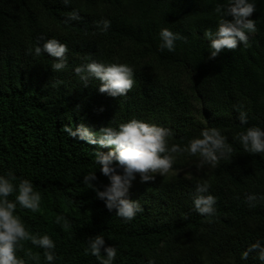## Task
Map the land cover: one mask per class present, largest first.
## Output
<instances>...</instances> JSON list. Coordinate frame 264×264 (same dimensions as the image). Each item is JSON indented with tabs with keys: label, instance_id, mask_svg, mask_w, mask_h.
<instances>
[{
	"label": "trees",
	"instance_id": "1",
	"mask_svg": "<svg viewBox=\"0 0 264 264\" xmlns=\"http://www.w3.org/2000/svg\"><path fill=\"white\" fill-rule=\"evenodd\" d=\"M253 2L257 30L248 46L210 59L204 31L216 30L214 9L225 0H0V175L29 180L41 194L36 211L17 205L15 214L30 233L54 241V264H99L85 254L88 238L99 234L117 249L113 264H260L255 252L247 260L241 254L264 243V155L234 140L247 127L264 128V0ZM74 10L80 19L65 23ZM102 19L111 22L104 33L96 27ZM165 27L186 37L174 52L158 50ZM53 38L68 48L59 72L52 71L58 58L29 54ZM90 61L129 65L134 87L113 98L98 91L99 81L84 86L73 69ZM237 109L247 112V124ZM133 118L171 129L170 145L218 128L233 154L216 168L198 171L196 157L178 156L166 176L141 183L137 175L129 198L143 211L125 223L82 183L93 171L100 190L109 183L93 152L110 148L62 129L96 132ZM187 169L188 176L175 174ZM205 180L216 199L210 220L192 203L195 184ZM22 244L16 255L25 264H48L43 249Z\"/></svg>",
	"mask_w": 264,
	"mask_h": 264
},
{
	"label": "clouds",
	"instance_id": "2",
	"mask_svg": "<svg viewBox=\"0 0 264 264\" xmlns=\"http://www.w3.org/2000/svg\"><path fill=\"white\" fill-rule=\"evenodd\" d=\"M67 5L69 0H62ZM256 11L253 0H225L223 4H217L214 12L218 17V27L215 31H204V39L209 41L208 52L210 59L216 58L223 50H235L238 45L247 47L251 34L256 32V24L252 17ZM231 19H228V18ZM79 14L74 10L69 14L68 21L79 20ZM111 22L102 19L96 22L100 32H107ZM158 50L174 52L178 40H186V37L174 33L169 28H161L159 31ZM48 54L58 58L52 63V71L59 72L66 67V54L68 48L56 39L46 40L42 46L37 45L29 50V54L40 56ZM75 75L84 86L90 80L99 81L98 91L113 98L126 97L134 87V70L127 64L119 62L102 63L90 61L78 65L73 69ZM102 110V109H101ZM241 125L248 123V114L242 109L236 110ZM101 127L93 132L86 127L73 129L64 126L63 132L71 138H78L88 144L99 145L102 148H110L107 153L94 151V162L99 167V172L107 178L109 183L103 186V190L94 183L97 180L96 172H88L83 176L82 183L95 192L96 198L104 201L109 212L115 210V216L125 223L131 222L143 211L138 201L129 198V189L133 181L139 175L140 182L154 181L156 176H166L173 168L178 156L196 157L195 167L199 171L205 166L216 168L221 160H228L233 154V147L227 142L218 128H204L198 136L188 140L180 146L169 144L173 135L171 129L147 123L143 120L131 119L122 122L115 127ZM236 140L243 151L249 154L264 155V128L250 126L238 132ZM17 177L12 173L0 175V264H25V260L16 255L17 250L23 247L22 242L30 241L31 244L43 249V257L48 264H54L55 243L48 235L30 233L22 223L20 217L15 214L17 205L23 209L36 211L41 194L34 189L31 181L26 179L15 183ZM210 185L207 180L197 182L192 194V203L195 211L207 219L215 215L216 199L209 194ZM15 193V200L8 197ZM249 206H253L257 200L256 195L246 198ZM264 200V196L260 197ZM256 253V259L264 264V243L257 240L241 254L242 260H247L250 253ZM95 256L99 264H113L117 256L114 246L105 245L103 234L89 237L85 254ZM30 255V254H29Z\"/></svg>",
	"mask_w": 264,
	"mask_h": 264
},
{
	"label": "rangeland",
	"instance_id": "3",
	"mask_svg": "<svg viewBox=\"0 0 264 264\" xmlns=\"http://www.w3.org/2000/svg\"><path fill=\"white\" fill-rule=\"evenodd\" d=\"M191 173V169H187V170H184V171H181V172H175V174H181V175H190Z\"/></svg>",
	"mask_w": 264,
	"mask_h": 264
}]
</instances>
